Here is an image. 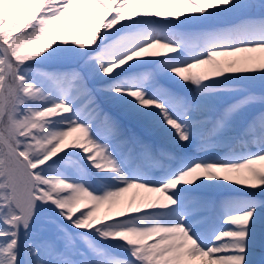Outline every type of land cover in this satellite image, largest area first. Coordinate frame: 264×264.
<instances>
[{"label":"snow or ice","instance_id":"1","mask_svg":"<svg viewBox=\"0 0 264 264\" xmlns=\"http://www.w3.org/2000/svg\"><path fill=\"white\" fill-rule=\"evenodd\" d=\"M0 264H264V0H0Z\"/></svg>","mask_w":264,"mask_h":264},{"label":"rangeland","instance_id":"2","mask_svg":"<svg viewBox=\"0 0 264 264\" xmlns=\"http://www.w3.org/2000/svg\"><path fill=\"white\" fill-rule=\"evenodd\" d=\"M106 206H101V208H100V213H102L103 211H104V208H105Z\"/></svg>","mask_w":264,"mask_h":264},{"label":"bare ground","instance_id":"3","mask_svg":"<svg viewBox=\"0 0 264 264\" xmlns=\"http://www.w3.org/2000/svg\"><path fill=\"white\" fill-rule=\"evenodd\" d=\"M75 135V134H74Z\"/></svg>","mask_w":264,"mask_h":264}]
</instances>
